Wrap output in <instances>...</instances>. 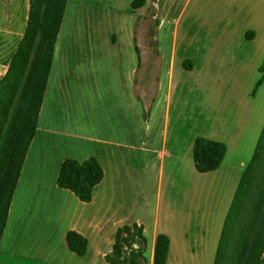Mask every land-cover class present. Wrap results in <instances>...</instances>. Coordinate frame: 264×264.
<instances>
[{
	"label": "rangeland",
	"instance_id": "1",
	"mask_svg": "<svg viewBox=\"0 0 264 264\" xmlns=\"http://www.w3.org/2000/svg\"><path fill=\"white\" fill-rule=\"evenodd\" d=\"M131 1L117 0L116 4L127 21H133L132 43L126 41L116 48L106 37L108 28L115 27L107 25L92 29L91 41L78 43L76 38L81 32L78 34L77 24L81 18L72 4L68 6L55 53L69 56L63 70L68 67L72 72L71 83L62 91L48 92L44 105L49 99L57 105L67 100L69 114L56 124L81 130L86 124L92 129V109L97 110L94 100H99V131L106 141L88 142V150L83 149L86 154L98 152L107 163L112 160V150L123 155V174L117 184H121V193L131 198L134 212L142 215L149 232L160 199L161 211L191 212L193 230L198 226L188 253L183 255L184 264H241L240 246L245 240L249 246L254 239L246 217L255 216L256 230L263 219L264 150L259 166L246 178L249 186L243 191L246 196L241 194V210L230 228L231 237L222 233L264 129V72L260 70L264 61V0H150L142 11L133 9ZM20 3V21L25 28L24 2ZM77 50L83 51V57L77 56ZM108 53H123L124 65L138 64L148 69L138 74L139 79L143 77L142 90L120 83L117 75L104 70L122 61L118 56L110 59ZM63 70L55 66L50 88L54 78H62ZM170 76L177 94L169 106L167 91L166 108L161 113L166 124L169 117V128L175 127L166 147L164 172L160 174L161 159L146 150L147 134L153 131V125L150 122L149 129L140 117L147 111V101L154 112ZM260 77L263 81L256 86ZM57 105L42 110V121L50 109L59 119ZM121 113L133 116L128 120L131 127L126 125L133 137L126 148L111 144L115 140L112 127L117 132ZM209 135L228 146L216 174L198 172L192 157L195 137ZM58 137L70 150L84 145L79 138ZM67 154L78 160L87 156L73 151ZM142 184L148 186L146 199L140 191ZM5 243L6 240L1 244L2 251ZM258 253L254 244L249 254ZM260 256L258 264H264V247ZM113 264L152 262L146 247L136 241L124 246L113 257Z\"/></svg>",
	"mask_w": 264,
	"mask_h": 264
},
{
	"label": "crops",
	"instance_id": "2",
	"mask_svg": "<svg viewBox=\"0 0 264 264\" xmlns=\"http://www.w3.org/2000/svg\"><path fill=\"white\" fill-rule=\"evenodd\" d=\"M20 1L0 0V77L7 72L13 54L17 50L28 25L30 0H22L24 2L22 6L25 7V28L21 24L19 16V8L22 3ZM149 1L146 0L145 3ZM116 3L117 0H67L66 2L60 29L54 44L50 71L38 112L35 133L23 161L9 205L6 225L0 238V264H110L107 255L113 250L118 229L124 225L134 223L143 227L146 238L145 247L152 264L154 262L156 237L160 233L168 235L170 239L166 264H184L183 255L188 253L192 243V235L197 232L198 228L197 226L193 230L192 213L161 211L159 199L156 216L149 232L142 215L134 212L131 198L127 199L126 195L121 193L123 191L119 188L121 184H117V178L123 174L121 171V166L124 164L123 155H117L112 150V160L107 163V160L102 159L101 154L98 152L86 154L83 149L88 150L85 147L88 142L106 141L99 131L101 124L98 109L100 101L94 100L97 110L92 109V129L89 124H86L85 128L82 127L81 130H78V128L68 130L67 125L64 128L63 125L56 124L59 121H65L69 114L67 100L64 103L60 100L57 105L51 103L52 100L49 99L47 104L44 105L48 92L52 94L53 90L62 91L71 83L72 72L69 71L68 67H64L63 70V66H68L69 56H67V53H60L59 56L55 53V46L61 34L68 6L72 4L81 18L80 24H77L80 27L78 34L79 31L81 32L76 38L78 43L91 41V30L107 25L108 27H115L110 30L108 28L106 37L111 39L112 45L116 48L117 46L121 47V44L126 41L132 43L134 31L133 21H127L125 13ZM144 5L132 8L142 11ZM96 31L93 32L96 33ZM245 33L247 34V32ZM78 48L81 49L82 47L79 45ZM78 50L77 56L83 57V51L80 50L78 53ZM122 55L123 53H108L110 59L114 58L116 60L118 56L122 61L118 65L115 64L114 67L105 68L104 70L106 72L112 71L113 74L117 75L120 83L124 81L133 87H140V90H142L144 86L142 85L143 77L139 79L138 74H144L148 69L138 64L134 66L124 65ZM55 66L57 68L60 66L63 70L62 78H54L53 86L50 88L49 82L53 78ZM168 81L169 84L167 82L168 85L166 84L165 91L162 88V94L155 103V113L151 112V109H149L150 104L147 101V111L140 117L141 122H145L147 127L150 122L153 125V131H148L147 134L146 142L149 146L146 147V150L152 154H157L159 157L157 159H161L160 174L164 172L166 147L172 134V128L175 127L169 128V117L166 124L165 117L161 113L166 108L165 96L168 93L167 91H169L170 96L169 106L173 95L177 94L174 91L173 76L172 78L170 76ZM143 93L145 94V92ZM98 96H100L99 92ZM130 98L132 96L129 95ZM52 105L58 106L55 112L58 113L59 119L50 109L48 115L45 111L46 120L42 121V110L44 108L48 110ZM131 118H133L132 115L121 113L117 132L114 131L115 127H112L114 132L112 136L115 140L111 141V144L124 146L125 148L131 145L128 141H132V132L126 126H130L128 120ZM87 127L92 131L86 129ZM151 127L149 125V129ZM59 135L66 138L82 139L84 145L70 150L64 144L65 141L59 139ZM208 137L212 138L210 135ZM117 138L120 141L116 140ZM68 151H73L79 155H87L81 160L73 158L80 162L95 157L103 168V178L94 186L90 201L81 200L72 190L61 188L57 183L62 162L70 158L67 154ZM219 169L220 167L213 171L200 173L216 174ZM140 191L146 199L148 186L142 184ZM69 231H76L87 239L84 254H77L69 248L67 244ZM7 233H9V238L6 239ZM5 240L6 246L2 251L1 244Z\"/></svg>",
	"mask_w": 264,
	"mask_h": 264
},
{
	"label": "trees",
	"instance_id": "3",
	"mask_svg": "<svg viewBox=\"0 0 264 264\" xmlns=\"http://www.w3.org/2000/svg\"><path fill=\"white\" fill-rule=\"evenodd\" d=\"M67 0H30L29 19L25 34L13 54L7 72L0 77V238L6 225L8 209L12 195L25 159L28 147L34 136L38 112L50 71L52 54ZM146 0H133L132 7L138 8ZM38 34V35H37ZM37 36V40H36ZM264 72V61L260 66ZM260 77L257 85L262 83ZM228 146L225 142L197 136L193 144V159L199 172L216 170L222 164ZM264 150V129L260 136L254 157L244 173L243 181L235 195V202L230 208L222 236L231 237L232 228L238 212L241 194L249 186L246 178L259 166V159ZM104 175L103 168L95 157L83 161L67 158L62 162L57 183L61 188L72 190L81 200L92 199L93 188ZM239 205V206H238ZM250 213V211L248 212ZM256 215V212H255ZM254 217H246L254 236L248 246L247 240L240 246L242 263L258 264L264 247V214L260 228L256 230ZM250 236V234H249ZM247 236V237H249ZM248 239V238H247ZM136 241L144 247L146 238L142 225L134 223L124 225L117 231L113 250L107 255L110 264L124 246H132ZM69 248L77 254H84L87 239L76 231L67 234ZM255 244L258 254H249ZM169 236L160 233L156 237L154 264H166L169 254ZM135 260V259H133ZM253 261V262H252Z\"/></svg>",
	"mask_w": 264,
	"mask_h": 264
}]
</instances>
